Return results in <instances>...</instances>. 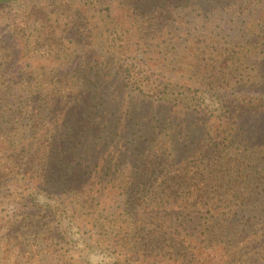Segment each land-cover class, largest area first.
Wrapping results in <instances>:
<instances>
[{"label": "trees", "instance_id": "trees-1", "mask_svg": "<svg viewBox=\"0 0 264 264\" xmlns=\"http://www.w3.org/2000/svg\"><path fill=\"white\" fill-rule=\"evenodd\" d=\"M16 2L0 264H264V0Z\"/></svg>", "mask_w": 264, "mask_h": 264}, {"label": "rangeland", "instance_id": "rangeland-1", "mask_svg": "<svg viewBox=\"0 0 264 264\" xmlns=\"http://www.w3.org/2000/svg\"><path fill=\"white\" fill-rule=\"evenodd\" d=\"M38 0H17V2L16 3H14L15 4V6L14 7H18V8H20V7H26V6H28L29 4H32V3H34V2H37ZM85 9V8H84ZM120 10L118 9V8H114V10H113V15L115 16V18L117 17V19H121V17H120ZM101 14H103V13H101ZM107 19V18H106ZM95 21H96V18L94 19ZM93 20V21H94ZM97 22H101L100 20H98V18H97ZM1 24H3V23H1ZM19 55H21V53L19 54ZM41 64V62H40V60L39 61H34L33 62V67H36V66H39ZM259 117H260V120H264V116H260L259 115ZM204 120H212V122H213V120L214 121H216V120H219V119H216V117H211V118H206V119H204ZM240 138H242V139H244L242 142H243V145H239V147H244V146H246V147H249V148H251L252 149V145H251V147H250V143H247V142H249L250 140H251V138H250V136H248L247 134H241V135H239V139ZM227 142L229 143V147H230V151H235L236 150V148H235V141L233 140V139H227ZM237 145V144H236ZM256 165L257 166H254V168H259V167H264V165H261L260 163H256ZM13 186V185H12ZM258 188L256 189V190H251L250 192H256V195H257V197H259L260 199H259V202L260 203H258L259 205H261L262 207H264V202H263V199L261 198V197H263L264 198V191L262 192L263 193V195L261 196V195H259L258 194ZM21 191V192H20ZM18 192H20V193H18V194H16L15 195V192H14V190H11V189H4V191H3V193L1 194V195H3L4 197H1L0 196V198H2V199H8L6 202H4L3 204H4V206L5 205H7V204H5V203H7V202H10L11 203V201H13V202H15V201H17V202H21V203H23V202H26V201H28L29 200V198H23V196H28L29 195V193L27 192V191H23L22 189H20V190H18ZM29 197V196H28ZM38 198V200H39V202H41V203H44V202H47L46 201V199H45V197L43 196V195H40V196H38L37 197ZM247 200V199H246ZM252 201H253V197H252V199L251 200H247V205H249V204H251L252 203ZM249 203V204H248ZM249 207V206H248ZM6 211H5V207H4V209H2L1 210V204H0V216H5L6 215V213H5ZM3 224V222H2V220H0V226ZM2 230H4V228L3 227H0V235H2L3 234V232H2ZM8 233H10L11 231H7ZM77 251L75 250V249H72V248H68V253H67V255H77ZM90 260L92 261V262H96L97 260H98V258H94V257H91L90 258Z\"/></svg>", "mask_w": 264, "mask_h": 264}]
</instances>
